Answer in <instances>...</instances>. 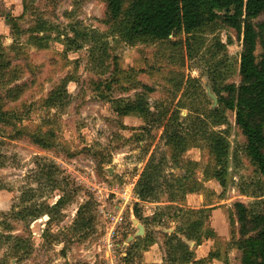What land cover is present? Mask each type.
<instances>
[{
    "label": "rangeland",
    "instance_id": "374dc122",
    "mask_svg": "<svg viewBox=\"0 0 264 264\" xmlns=\"http://www.w3.org/2000/svg\"><path fill=\"white\" fill-rule=\"evenodd\" d=\"M104 9L99 0H0V65L10 61L4 79H12L0 87L8 121L0 124V264H240L230 215L236 202L264 213V178L234 113L215 112L208 92L219 100V89L239 84L241 40L219 23L161 42L129 40L102 23ZM8 16L22 31L16 42ZM142 95L150 113L168 110L161 126L118 114ZM171 116L178 121L169 133L185 140L176 152L162 139ZM14 127L53 132L56 146L12 140ZM200 127L207 133L194 138ZM210 136L222 141L220 157ZM153 158L161 173L153 196L140 201L136 184ZM131 189L136 198L126 203L120 195ZM65 193L58 213L42 210ZM86 204L92 228L80 234L74 221ZM22 209L25 218L14 215ZM19 243L30 250L17 261Z\"/></svg>",
    "mask_w": 264,
    "mask_h": 264
},
{
    "label": "trees",
    "instance_id": "16d2710c",
    "mask_svg": "<svg viewBox=\"0 0 264 264\" xmlns=\"http://www.w3.org/2000/svg\"><path fill=\"white\" fill-rule=\"evenodd\" d=\"M105 4L104 19L102 23L109 27H118L120 32L126 34L129 40L140 39L152 42L166 41L176 34L190 35L208 25L220 24L235 31L241 40V54L239 57L238 85L228 84L218 90L217 112L220 108L234 113L235 124L245 139V151L258 173L264 178V20H257L264 16V0H99ZM6 22L11 26L15 42L20 38L22 31L18 26V19L6 17ZM45 31L44 27L37 24L33 35L42 40L39 34ZM2 44L0 43V48ZM2 52V50H0ZM119 67L115 68L118 71ZM11 63L3 62L0 65V87L2 79L8 73L11 74ZM4 79V83H11L12 79ZM10 80V81H9ZM110 89V87L108 86ZM146 93H151L146 85H142ZM20 89H7L9 97L14 96ZM144 93V94H146ZM223 94V95H222ZM140 114L153 119V122L161 126L168 115V110L159 117L149 112L145 96L139 97L135 102L127 103L122 109H118L119 115ZM178 121L172 116L166 120L162 139L171 146L172 152L182 149V141L179 132L172 131L171 124ZM6 114L1 111L0 124H7ZM200 125L204 121L199 120ZM199 125V126H200ZM206 125V123H205ZM207 128V125H206ZM193 129V137L204 136L207 129L200 127ZM204 132H203V131ZM12 140H29L30 143L42 150L51 151L57 142L53 132L31 133L26 128L14 127ZM210 146L218 157L224 151L222 141L216 136H210ZM176 152V151H175ZM43 174L50 179L54 174V168L49 167ZM161 173L160 167H155L154 158L146 165L139 181L136 184V194L140 201L153 196L155 184ZM55 188V187H53ZM67 200V193L58 198L53 205H42V210L55 215ZM23 209L15 216H23ZM39 213L41 211H38ZM37 213L36 217L39 216ZM13 214V212H12ZM90 207L83 205L77 211L74 221V231L86 233L92 228ZM198 224H194L196 227ZM201 226V223L199 224ZM232 235L236 239V249L240 253V264H264V213L251 210L242 202H236L230 215ZM188 242H197L198 237L188 231L184 234ZM184 244V243H183ZM30 247L26 243H19L11 249L15 259L23 258L28 254ZM22 254V255H21ZM129 253L126 254V259Z\"/></svg>",
    "mask_w": 264,
    "mask_h": 264
},
{
    "label": "water",
    "instance_id": "95a60500",
    "mask_svg": "<svg viewBox=\"0 0 264 264\" xmlns=\"http://www.w3.org/2000/svg\"><path fill=\"white\" fill-rule=\"evenodd\" d=\"M208 95L213 100L214 105H217L218 104L217 98L210 92H208ZM134 222L137 223V229H138V231L136 233V237L144 236V234H145L144 233V231H145L144 227L141 224H139L137 220H134ZM134 239H135V237H129L128 241H133Z\"/></svg>",
    "mask_w": 264,
    "mask_h": 264
},
{
    "label": "built area",
    "instance_id": "2783aa9c",
    "mask_svg": "<svg viewBox=\"0 0 264 264\" xmlns=\"http://www.w3.org/2000/svg\"><path fill=\"white\" fill-rule=\"evenodd\" d=\"M121 200H123L124 202H128L130 200H132L133 198H136V196L133 194V189L129 190H125L121 195H120Z\"/></svg>",
    "mask_w": 264,
    "mask_h": 264
}]
</instances>
